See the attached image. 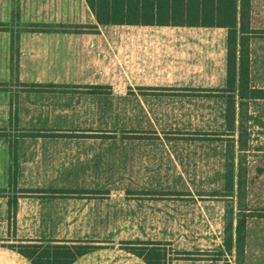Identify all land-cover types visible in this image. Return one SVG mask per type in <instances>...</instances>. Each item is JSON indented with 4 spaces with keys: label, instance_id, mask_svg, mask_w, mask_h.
Returning <instances> with one entry per match:
<instances>
[{
    "label": "crops",
    "instance_id": "1",
    "mask_svg": "<svg viewBox=\"0 0 264 264\" xmlns=\"http://www.w3.org/2000/svg\"><path fill=\"white\" fill-rule=\"evenodd\" d=\"M73 5L75 0H65L61 3L58 0H0V21L10 22L16 13L22 22L33 20L34 16L44 22H74ZM101 37L113 50L103 32ZM10 39L8 32L0 31V82L10 79ZM17 39L21 51V75L30 65L28 73H25L30 80L73 78L71 65L74 62L71 57L74 56V36L54 31L28 32L21 33ZM164 41L168 42V46L159 51L166 52L167 56L173 58L168 64L167 74L164 73L168 77L165 82L188 78L183 73L191 72L192 69H189V63H184L183 60L189 56V51L196 48L195 39L182 35L170 36L160 43ZM182 49L186 50V54ZM183 54L185 56H182ZM146 71L144 69L139 74L134 88L137 89L136 83L157 84ZM157 80L162 81L161 84L165 83L161 78ZM132 95L146 97L150 93L139 91ZM10 98V92L0 90V128L8 127ZM19 108L23 111L21 103ZM60 141L68 143L69 140L53 137L0 136V190H6V193L0 196V240L8 241L12 236L15 239L35 240H105L115 244L114 248L90 251L72 264H147L142 257L120 249L117 245L121 241H133L137 246L138 243H161L156 251V258L160 257L162 264H224L223 260L201 256L186 259L175 254L187 252H224L229 262L234 264V245L231 255L224 251V209L219 201L192 200L196 196L190 186L157 185L152 179L151 170L145 167V164L140 170L138 165L137 168H131L129 179L116 172V179H104L105 183H101L99 171H90V168L84 167V163H76L71 150L69 152L68 148L58 147ZM45 148L51 152H45ZM132 155L130 159L133 161ZM152 158L154 157L151 154L148 157V153H145L141 155L140 160L147 163V159ZM12 162L16 164L13 168ZM11 170H16V180L12 185L9 184ZM107 182L111 185H105ZM20 190H59L74 193L92 191L110 192V195L38 197L27 196L25 193L22 195ZM9 192L17 195L14 223L10 221V224L8 202L12 194ZM125 192H131V196L127 197ZM10 229L12 234L9 233ZM147 251L146 248L142 250L145 255ZM151 252L154 253L153 250ZM0 264L31 263L18 252L0 246Z\"/></svg>",
    "mask_w": 264,
    "mask_h": 264
},
{
    "label": "rangeland",
    "instance_id": "2",
    "mask_svg": "<svg viewBox=\"0 0 264 264\" xmlns=\"http://www.w3.org/2000/svg\"><path fill=\"white\" fill-rule=\"evenodd\" d=\"M251 13L256 37L250 42V83L264 89V0H253ZM209 54L201 52L197 57L200 68L207 56L221 64L222 51L217 54L213 47ZM109 62L99 66L100 73L107 72L101 81H55L57 89L21 88L12 93L10 100L14 104H10L9 124L0 128V133L11 138L34 134L66 138L68 143L60 141L58 147L71 150L76 163H84L90 171L98 170L101 183H105L104 179H116L118 172L129 179L131 168L138 165L140 170L145 164L157 185L190 186L196 196L192 200L219 201L224 211L232 205L234 225L239 194L242 214L246 216L245 247L239 264H264V99H247L240 108L235 92L236 113H242L247 134L240 150L239 121L236 119L234 134L230 136L225 126L226 100L220 93L152 92L146 97L134 96L139 92L133 87L138 81L131 75L134 66L130 57L115 54ZM215 77L222 80L220 73ZM229 138H233L235 185L234 192L227 197L223 186ZM44 151L51 152L46 148ZM145 153L154 158L147 159V163L141 161ZM239 161L244 172L240 189ZM211 190L219 193L218 199L211 195ZM201 195L205 197L199 198Z\"/></svg>",
    "mask_w": 264,
    "mask_h": 264
},
{
    "label": "trees",
    "instance_id": "3",
    "mask_svg": "<svg viewBox=\"0 0 264 264\" xmlns=\"http://www.w3.org/2000/svg\"><path fill=\"white\" fill-rule=\"evenodd\" d=\"M58 1L61 3L65 0ZM252 9L253 0H75V5H73L74 22H44L35 16L32 17L33 20L22 22L18 14L15 13L10 22L0 21V31H6L11 36L8 52L10 79L0 82V90L8 91L12 96V93L21 90V88L55 89V85H57L54 84L55 81H101L106 77L107 72L100 73L99 66L109 64V60L115 54L118 57L129 56L134 66L131 68V75H134L135 79L145 69L147 70L146 74H149L150 78L157 82L156 85L136 83L137 89L141 92H153V94L220 93L226 100L225 126L230 132V136L234 134L236 119L239 121L237 130L241 150L246 143L245 136L247 134L243 126L242 113L239 111L236 113L235 92L238 93L240 108L247 99H264V89L254 88L250 83V42L256 37L255 29L251 25ZM52 31L69 34L75 38L74 56L71 57L74 62L71 65V72H73L71 77L73 76V78L44 81L30 80L27 78L28 74H25L28 73L30 65L26 67L24 74L21 75V51L17 39L19 35L28 32L50 33ZM102 32L107 37L113 50L102 39ZM182 35L190 37L192 40L195 39L196 48L189 51V56H186L183 60L184 63H189L188 68L192 71L184 72L183 75L188 76V78L178 79L182 81L165 82L168 78L165 75L167 74L168 64L173 58L167 56L166 52L159 51L168 46V42H160L170 36ZM213 47L217 49V54L222 51L220 55H223L221 56L223 63L217 65L214 60L211 61L207 56V60H204V63L202 62L203 67L200 68V61L197 57L201 52L210 55L209 51ZM182 51L186 54L185 49H182ZM185 54L182 56H185ZM76 66H81V68L77 67L76 69ZM200 71H202V75L196 76V73ZM76 72L78 76H76ZM219 73L222 74V80L215 77ZM160 78L165 82L164 84H161L162 81L157 80ZM96 88L101 89L102 86ZM11 103L14 104V100H11ZM34 135H29V137H41ZM0 136L7 135L6 133H0ZM232 139L229 138L227 142L225 160L223 188L224 192L228 194L227 197H230L229 194L234 192L235 185ZM11 141L13 143V140ZM15 166V162H12V168ZM243 173L241 161H239L237 171L238 189L241 188L243 183ZM15 180L16 170H11L9 184H14ZM4 193H6V190H0V196H3ZM9 193L12 194L8 202L10 224V221L14 223L17 195H13L12 192ZM19 193L38 197L50 195H110V192L74 193L59 190H20ZM124 194L127 197L131 196V192H125ZM169 195L179 196L175 193H169ZM211 195L218 199L217 195L219 193L212 192ZM237 197L238 212L235 216V227H233L234 210L232 205L226 206L224 211V251L231 255L234 245V260L236 264H239V257L244 253L245 247L243 233L246 216L242 214L244 209H241L239 194ZM11 231L10 229V234H12ZM138 244L139 246L133 241H121L117 246L122 250L142 257L147 264H162L160 257L156 258V251L162 245L161 243ZM0 246L18 252L28 259L31 264H72L77 258L90 251L101 248H114L115 244L113 241L105 240H35L15 239L11 236L8 241L0 240ZM145 248L148 249L146 255L142 252ZM175 254L186 259H195L201 256L208 259L223 260L224 264H231L224 252Z\"/></svg>",
    "mask_w": 264,
    "mask_h": 264
}]
</instances>
